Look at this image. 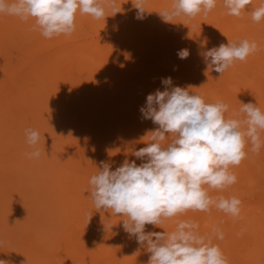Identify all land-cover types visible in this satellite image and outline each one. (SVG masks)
Segmentation results:
<instances>
[{
	"label": "bare ground",
	"instance_id": "6f19581e",
	"mask_svg": "<svg viewBox=\"0 0 264 264\" xmlns=\"http://www.w3.org/2000/svg\"><path fill=\"white\" fill-rule=\"evenodd\" d=\"M153 1H155V0H146V3H145V10L146 11L143 13L142 19H137L138 10L136 8H135L136 10L134 9V6H133L134 0H115L116 9L120 12L114 14L112 9L106 7L105 12H106L107 17H105V19L96 20V19H93L89 15H84V14H80L79 12H77L76 19H75V24H76L75 32L71 36L59 35V36L53 37L51 39H47V38L43 37L39 30H34V28H33V26L35 24L34 20L30 19L28 21H22L17 17L15 18L18 20V22L15 23V25L17 27L15 25H14V27L18 31L21 32L20 33L21 36L23 35L25 37V39H28V40L37 41L38 45L35 44L36 46H35L34 52H36L35 55L38 56L37 58L38 59L40 58L39 59L40 65L38 68L39 70H37L39 72V76H38L39 77V80H38L39 84L37 86H35L33 89H30V90L27 89L25 92H22L21 94L17 90H14L12 88H11L12 91L4 90L5 95H3L2 97H1V95L3 92H0V97L2 98L3 102L8 99V101H6V103L8 102L7 104H10L8 107H10L12 109V112L10 113L11 114L10 117L12 119L10 118L11 121L8 123L6 118H4V117H5V115H7V117H8V115H10V114H7L8 112H5V111H8L9 109H7V104H6V108H4L5 105L3 106V104L1 105V103H0V109L2 107H3V109H5V111L2 110V112H4L5 114L1 113V111H0V115H2V116H0V129L2 130L0 132V135H2V133L7 135V131L9 132V128H11V127H12V131H10L9 133H11V132L13 133V131H14V133L17 134L18 132L23 130L24 134H22V138H21V140L23 142V139L26 140L25 130L30 128V129L36 130L38 132H41L40 133V136H41L40 141L42 143H40L38 145L39 148L48 149V147H49V148H52L53 150H52V152L51 151L48 152L49 155H48L47 151L44 154H42L43 153L42 152L41 156L43 157V159L41 158L42 160H37V162L40 161L39 164L40 163L42 164L45 161L43 163V165L47 169L45 170V172H43L44 174L42 173V171H41L42 174L37 173V170L39 171V169L37 168L36 165H34V167L36 166L35 168L33 167V165H29V168L33 167L32 169H29V171L27 173L28 174L27 179H29V180L25 179L26 181H23V183L26 182V185H28V186H26L24 184L25 189H24V187L22 189V190H24L22 192L23 195L21 192H18L19 186H18V190L14 192V194L16 192L19 194L21 193V199L22 200L18 201L16 199H14L15 195L13 194L14 198H12V199H14V201L11 200V201H13V204H14L15 200H16V202H19L20 204L17 203L19 205H17L16 207H15V205L10 204V205H12V207L14 206L13 208L11 207V209H8V211L10 212L11 215L8 214V211H7V208H8L7 205H9V203H10V202L9 203H7V202L9 200L7 202L4 201L5 203L2 202V204L0 201V205H3L2 209L6 210L5 211V213L7 212L6 215L7 214H8L7 216L10 215V217L12 215L14 216L15 214L17 215V213L19 214L20 212H21L20 215H22V213L25 214L26 211H30V209L35 210L37 207L40 208V206H41L42 208H40V209H42L43 211H40L39 215H38V219L41 221V223H40V221H38V222L41 225L46 224L45 222L48 220L49 213L54 214L55 212L60 211V212H64L63 214H65L67 212L66 213V214H68L67 219H69V220L64 222V220H65L64 219L63 223H62V219H60L61 220V224L59 225L60 229H63L64 227L61 228V225L64 223L68 224L67 222H69L70 219H72L73 222L71 221L70 223L73 224L74 227H76V224H74L76 221L75 218H77V221L79 222V223L78 222L77 223H78V225H80V228L76 227V229L72 226L73 232H72L71 228H69V227H71V225L68 224V226L70 225L69 227L66 225L71 231L68 230V228L67 229L64 228L62 230V232L67 230L71 233L66 232V233L61 234L62 232H60L61 236L58 235L57 236L58 238H56V239H58L57 241L59 243L57 241L54 242L55 240L53 238H55V237H50L54 240V241L53 240L52 241L54 242L55 245L50 244L51 240H48L49 239L48 238L49 233H48V236H47V233L46 234L43 233L44 235L47 236L46 237L47 239H46V238H44V235H43V239H45L44 241L43 240L42 241L36 240L33 235H35V237H37L39 239H42V238H40L41 236L40 237L37 236V234H38V232H36L37 230L35 231L36 234L34 233L35 228H33V231H31L32 230L31 229L30 230L31 232L28 231L29 233H27V235L23 234L21 237L23 239L24 235L26 236L25 237L26 239H24V240H26L25 241L26 243H22V246L24 244V246H23L24 248L22 247V249H25V250L28 249V252H29V253H27L28 255L30 254V252L34 253L33 255H32V253L30 254L31 257L33 256L32 257L33 259H31L32 261L27 260L30 263L33 262V260L36 261L35 264H37V263L39 264V263H41V261L43 263V259H42L43 255H44V259H45V257H48V256L50 257V258L48 257V259L46 258V260H44V261H46V263H47V261H50V263H52L53 260L51 261V257H53V256L54 257L56 256V258H54V257L52 258L55 261V262L53 261L52 264H54L56 262L58 263L57 258L59 257L58 259H60L59 253H61L63 255V256L61 255V258L64 257L63 261L61 260L62 262L59 261V263H61V264H147L149 257L151 255L150 253L147 252V250L145 248L141 247L136 242L135 237H130L129 234L127 232H125V230L123 228V219H126V217H121L119 215L116 216V215L111 213V210H108V212H106L103 210L97 211L95 209L93 202L88 197V195H89L88 191L90 190L89 179L101 167V162L105 159V157H103L100 160L98 154L95 155V153L97 152V149H95V147H96L95 141L92 138L81 137V136L74 138V137L70 136V134L74 135L75 133L71 131L70 125L64 127L65 124L61 123V120L64 118H62V114H60L58 112L59 109H55L56 107L57 108L59 107L61 109V111L64 108H66L68 105L70 108V106H72L71 101H73V98H76L77 94H80V97H77L75 99V101H77L79 104L82 103L81 96H83V98L85 99V102H83L84 104L90 105L88 103L93 102V107H94L93 111L95 110V112H94V114L89 115V117L87 119L89 120V122H95L101 131L106 132L110 143H112V146H114L115 150H117L116 155L118 157H120L119 160L116 161V164L113 165V167L111 169L115 170V168L118 167L120 164H122L125 159H128L130 162L134 160L136 163H138L137 165L139 166L141 163H143L145 161H142V160L136 158L134 155H132V153L134 151L139 150L142 147L147 146L146 143L148 142V138L146 135L148 132L152 131L153 129L155 130L156 127L151 125L153 127V129L150 127L152 130L149 128L146 129L147 124L149 125V123H151L152 121L150 119H145V120L143 119L142 120V114L140 112V108L145 105L141 101L143 94H142V97H138L136 99V101L133 100L134 96L130 97V100H131V102H133V105L131 103L128 104V102H125V103H119L118 102V101H120L126 97L125 95L128 94L129 90H131V91L133 90L132 87H128L127 85H126V87H124L122 85L123 79H122V77H120V75H122V76L123 75H129L130 74L129 71L131 69H134V67L136 66L134 63L126 64V60H127L128 54H129L128 53L129 49L130 48L135 49L136 54H138V56H142L143 60H144V58L151 57L150 55H152V53H154V55L165 60L164 64H166V61H167V64L169 65V63L171 64V61L169 60L167 55L171 52V50H173L174 46L178 45V44L181 45V47L185 46L188 42H194L196 40V38H198L199 40L202 41V43H201L202 48L200 50L198 49L199 52H204L205 50L210 49V47L208 46V44H209L208 42L210 41V38L211 37H217L218 38V36H220V35L222 36L223 35L222 33L225 32L224 30H226L228 32H232L234 34V35H232L233 39L235 38L238 40L239 38H242V39H248L249 41L254 40V38H253L254 36H252V34L250 35V30H249V28H251V26H249V25H251V24L248 22L249 25H246V22L248 20L247 16H249L247 14L250 13L249 9L251 11L254 4H251L250 7L248 8V10L247 9L245 10L246 13L245 12L243 13L244 18H243V14L241 15V17L244 20H246V21L243 20L244 22H241V23H238V22L236 23L233 21H226V19H228V18H226L224 20L225 17L223 18V15H220L219 13H217L219 11L218 7L223 5L222 3L216 4V7L218 9L217 12L216 11L213 12V10H212L211 14L205 18H200V16H199V18L195 19L194 21H190L186 18L182 19V18L178 17L177 19L174 18L172 22H166L160 16L159 12L166 10L167 5L166 6L164 5V7L166 9H164L162 6L161 9L159 7V8H157L158 9L157 10L154 7L155 6L158 7L160 5V3L165 4V1H167V0H164V1L161 0V2L159 3L158 6L156 3H158L159 0H156L157 2L155 1L154 4L152 3ZM219 1L220 0H218L217 2H219ZM150 3H152V4H150ZM217 5H219V6H217ZM255 8H256V6H255ZM222 9L226 10L225 8H222ZM83 16H88L89 18L93 19L92 22L88 23V28H87V26L84 25ZM245 16L247 19L245 18ZM236 19H239V17H236ZM234 20H235V18H234ZM249 20L251 21L252 19L249 18ZM224 21H226V22H224ZM251 22H253V20ZM89 28H91V29H89ZM254 31L256 32L257 30H254ZM26 35H28V36H26ZM258 39H259V37H258ZM214 40H215V38H214ZM211 42H212V40H211ZM204 47H205V50L203 49ZM27 49H25V50H27ZM142 59H139V60L141 61ZM154 59H156V58H154ZM156 60H158V59H156ZM138 67L140 69V65ZM142 69H144V67H142ZM138 71H141V70H138ZM58 74H60V75H58ZM132 74H130V75L132 76ZM113 75H115V76H113ZM51 76H56V77H54V79L56 81H61L62 79L67 81L68 85H67V90L65 92V96L61 97L60 95H54L53 92H50L49 95L43 94L42 96H39V89L37 87L40 86L42 88V86H45V82H43L44 79L46 81H49L48 78H50ZM100 77H102V78L100 79ZM132 77H138V75H133ZM96 81H99V82H96ZM117 85H121V86L119 88H117ZM1 86L2 85H0V88H1ZM119 91H120V93H122V96H117V92H119ZM144 93L146 94V92H144ZM61 94H63V93H61ZM146 95H148V94H146ZM4 98H6V100H4ZM61 98H63L65 100L63 103H61L62 105L58 104L60 101H62ZM143 98H145V97H143ZM56 104H57V106H56ZM138 104H139V106H138L139 109L136 107V105H138ZM20 109L22 111H24V114H25L24 123L27 125L25 127H22V125L20 123L21 120H23V119L20 120V118H22V114L19 117V114L21 111ZM75 116H76V114H75ZM75 116H74V119H75ZM95 116H97V118ZM48 117L52 118V120L50 119V123H48V122L44 123V126H40L37 124L41 118L46 119ZM8 121H9V119H8ZM148 121H149V123H147ZM3 122H5V124ZM141 123H143V125ZM144 124H146L145 127H144ZM9 125H11V126H9ZM45 129H48V130L45 131ZM20 136L18 135L19 138H20ZM23 136H24V138H23ZM14 137L16 138V135ZM18 137L16 138L17 140H18ZM73 138H74V140H73ZM70 139L73 141L69 142ZM8 140H10V139H8ZM19 142H20V140H19ZM8 143H10V142L8 141ZM69 144H71V145H69ZM88 144H90V145H88ZM9 146H10V144H9ZM0 147H1V145H0ZM5 147H6V145L4 146V148ZM9 148H12V146ZM1 149L2 148H0V150ZM68 149H69V152H67L68 154L65 153V155L67 154V158H65L64 150L68 151ZM90 151H95L94 158H99V159H96V160L92 159L93 156H91L90 153L87 154V152H90ZM3 152L4 151L2 150V152H0V153H3ZM102 152H103V150H101L99 153H102ZM16 154H17V152H16ZM21 154H22V152H21ZM84 154L86 156L88 155L89 157L84 158L85 157ZM247 154H249V153H247ZM2 155H4V153ZM47 156H50V159L52 158V156L57 157V159L62 158V160H60V161H62V163H60V164H62L67 169L65 170L64 167H60L59 161H58V163H54V161H56L55 158L53 161H50V159L48 160ZM248 156H247V158H249ZM252 156H253V154H252ZM19 157L20 156H18V159H22L21 157L20 158ZM90 158L92 159V161L94 160L96 164L89 163V162H92L90 160ZM8 160H10V159H8ZM22 160L26 161L27 158L22 159ZM28 160H30V159H28ZM110 161H111V159H110ZM9 162H11V160ZM30 163H32L31 160H30ZM7 164H8V162H5L3 167L0 166V174L4 173L1 170V167L3 169L5 168L4 171H6V168H7V170H8V168H10V166H7ZM12 164L15 165V163H13V162H12ZM255 164H256V162H255ZM256 165H258V168H259V166H260L259 163ZM44 166H42V168ZM27 168H28V166H27ZM39 168L41 169V166ZM44 168H43V170H44ZM57 168L59 171L56 170ZM61 168H63L64 170L62 169L63 171H60ZM14 169H16V168H14ZM9 171H11V170H9ZM54 171H56V172L54 173ZM7 172L8 171H6V174L8 176H10L12 174L10 172L11 174L9 175L8 174L9 172L8 173ZM30 172H31L30 175H32L33 177L32 176L29 177ZM25 173H26V171H25ZM16 174L18 176V172ZM16 174H14V175H16ZM36 174H38V175H36ZM7 175L4 176L5 180H7V178H8ZM22 176L25 177L24 175H22ZM10 177H11V179L8 178V180H7L8 182L6 181L7 183H9V181L10 182L13 181L12 179H15V176H13V174ZM18 178L19 177H17L16 179H18ZM16 179H15V182H17ZM247 182L250 183L251 181H247ZM2 183H5V182H3V180H2V181H0V185ZM18 184L20 185V183H18ZM44 184L46 185L45 193L42 195L41 194L39 195L38 189L40 187H43ZM251 184H252V182L250 183V185ZM4 185H5V187H7L6 189L11 195L12 192H10V191H12L13 189H11V187H9V184L6 185V183L2 184L0 187H2V186L4 187ZM251 186L254 187V184ZM4 188H0V191H1V189L4 190ZM263 189L264 188H262V190ZM43 191H44V189H43ZM256 191H258V190H256ZM4 193L5 192H3L1 194H3V196H5ZM30 193H31V196L28 197L29 200H24V198L26 199ZM35 193H36V195H33ZM261 193H263V192H261ZM7 194H6V196H7ZM10 195L8 194V196H10ZM50 195H52V196H50ZM258 195L261 196V194H259V193H258ZM23 196H24V198H23ZM10 197H13V196L11 195ZM19 197H20V195H19ZM44 198H46V200ZM1 199H3V198H1ZM17 199H19V198L17 197ZM40 200L42 201L41 203H40ZM33 202H34V205L32 206ZM55 203H57V207L55 206V209H54L53 207H54ZM39 204H40V206H39ZM4 206H7V207L4 209ZM35 206H37V207L34 209L33 207H35ZM262 207H264V206H262ZM2 209H0V210L2 211ZM44 210H47V214L44 213ZM249 210L251 212L256 213V216H254L253 218L257 219L260 217V216H258V214L263 209L261 207H253L252 209H249ZM214 211L216 212L215 215H217L220 212V211L218 212V210L216 208L214 209ZM191 212L194 213L196 211H191ZM211 212H213V209ZM3 213H4V211H3ZM35 213H38V212L35 211ZM0 214H2V212H0ZM30 214H31V212H30ZM63 214L61 213L60 217L65 216ZM187 214H189V213H187ZM2 215H4V214H2ZM90 215H92V216L89 219ZM201 215L203 216V214H201ZM18 216L19 215H17L18 221L25 219V217L19 216V218H18ZM23 216H26V214ZM36 216L37 215L34 216L32 214L28 215L30 220L36 218ZM50 216L52 218V215H50ZM53 216H55V214ZM68 216L70 218H68ZM213 217H214V215H213ZM63 218H65V217H63ZM177 218H179V216ZM1 219H3V218L1 217ZM1 219H0V221H1ZM11 219L15 220L14 217H11ZM11 219L9 221H11ZM261 219H262V216H261ZM202 220H200V221H202ZM5 221H7V220H5ZM25 221L28 222L29 220L25 219ZM25 221H21L19 223L23 228H24V226L22 225V222H25ZM31 222H32V220L30 221V223ZM49 222H51V221L49 220ZM55 222H52V223H55ZM205 222H207L206 219H205ZM33 223L36 224L37 221L33 222ZM39 223H38V225H40ZM47 223H48V221H47ZM56 224L57 223H55V225ZM200 224H203V223L201 222ZM14 225H15V227L18 226V225H16V223ZM28 225L30 226V224H28ZM219 225H221V224H219ZM0 226H1V224H0ZM5 226L7 227V225H5ZM21 226H19V227L21 228ZM51 226H53V225L51 224ZM62 226H64V225H62ZM147 226L148 225H146V227ZM152 226H154V225H152ZM4 227H3V229H4ZM9 227H11V225ZM15 227L14 228L12 227V229H15ZM26 227H27V225H26ZM43 227H45V226H43ZM57 227L58 226H56L55 229H58ZM206 227H208V226H206ZM216 227H217V224H216ZM1 228H2V226H1ZM40 228L41 227H39V229ZM202 228H204V227H202ZM263 228H264V226H263ZM3 229H1V231L5 233V230L3 231ZM12 229L11 228H10V230L8 229L9 230L8 234L6 233L7 236L8 235L10 236V238L13 235L12 232L14 231ZM41 229H44V228H41ZM60 229H59V231H61ZM174 229H175L174 220L169 219V220H166L159 227L154 226L153 231L170 232ZM50 230H52V229H50ZM50 230H48V231H50ZM59 231L57 230V231H54V233H53V230H52L51 233H52V235H57V233ZM9 232L12 234H10ZM26 232H27V229H26ZM243 232L245 233V231H243ZM261 232H264V231L261 230ZM19 233H20V231H19ZM21 233H22V231H21ZM30 233L33 234L32 237L35 240L32 237H30L31 236ZM247 233H248V231H247ZM6 234H3V235L5 236ZM14 235H15V231H14ZM7 236H5V237L8 238ZM18 236H20V235H18ZM27 236H29L33 240L30 242L31 239L29 237L27 238ZM248 236L251 237L250 235H248ZM3 237H1V239ZM10 238L5 239V240H7V241L12 240L11 243L8 241L10 246L15 241L14 244L19 245V249H20L21 243L18 242L20 239L17 240V242H16V240L14 239L15 237L13 238V236H12L14 241H13V239L10 240ZM27 239H30V240H27ZM5 240L0 241V246L1 247L3 246L4 250H5V246L8 245V243ZM46 241L47 242L50 241V243H47V245L50 244V247H49V245L47 247V245L45 244ZM1 242H5V243H3L4 245H1L2 244ZM28 242H30V243H28ZM42 242L44 244H42ZM226 242H228V241H226ZM69 243H70V246L72 247V250H71V252L68 253L69 250L67 251L66 247L69 246ZM224 243H223V246L225 245ZM14 244H12V245H14ZM249 244H252V243H249ZM44 245H46V246H44ZM11 247L13 248V246H11ZM38 247H40V249H42V250L39 249L40 250L39 251ZM7 248H8V246H7ZM10 249L11 248L9 247V250ZM14 249H11L13 251V253L15 251ZM55 249H58V250H55ZM17 250H18V248H16V251ZM20 250H18V252L15 251V254L17 255V253H19ZM38 251H39V254H41L40 255L41 258H39V261L35 260L38 257L35 255ZM41 251L43 253L48 251L49 255H48V252L46 254H43ZM227 251H229V250H227ZM23 252H24V250H23ZM20 254H21V252H20ZM20 254L15 256L17 258V260H18ZM24 254H25V252H24ZM50 254L52 256H50ZM58 254H59V256H58ZM230 254H231V252H230ZM232 254H234V253H232ZM34 255L36 257H34ZM15 257H13V259ZM20 257L21 258H19V260H18L19 263L24 262L23 261L24 259H22L24 256L23 257L20 256ZM27 257H30V256H27ZM16 258H15V261H16ZM230 259H229V261H230ZM254 259H255V257H254ZM251 260H252V258H251ZM18 261H16V262H18ZM236 261H237V259H236ZM50 263H47V264H50ZM23 264H27V263H23ZM31 264H34V263H31Z\"/></svg>",
	"mask_w": 264,
	"mask_h": 264
},
{
	"label": "clouds",
	"instance_id": "9594fccd",
	"mask_svg": "<svg viewBox=\"0 0 264 264\" xmlns=\"http://www.w3.org/2000/svg\"><path fill=\"white\" fill-rule=\"evenodd\" d=\"M145 3L146 0H134L137 19L143 18ZM251 3L252 0H223L226 14L235 17H240ZM216 4L217 0H173L171 8L159 14L166 22L179 16H207ZM106 7L114 14L120 12L115 0H0V14L22 21L34 20V30L47 39L71 36L76 30L77 12L96 20L105 19ZM249 14L254 22H261L264 4ZM257 48L254 40H228L227 44L221 43L201 55L207 69L222 76L236 61L246 60ZM178 56L186 59L189 51L180 50ZM161 83L165 90L148 94L140 108L142 119L158 125L147 133V146L132 153L145 162L138 166L134 160L125 159L115 170L109 163L101 162L89 179L88 197L97 211L111 210L116 216L126 217L125 232L151 254L147 264H228L219 245L212 242L213 236L224 239L218 227L211 234L202 235L197 222L177 219L175 229L170 232L145 228L159 227L187 211L208 212L212 208L239 217L240 199L213 197L209 189L223 191L236 183L237 177L230 169L246 158V146L250 144L251 152L257 154L264 146L261 136L264 111L257 104L240 101L238 113L226 117L229 106L223 101L207 103L198 93L172 86L171 77L162 78ZM25 136L33 149L29 157L38 158L40 133L29 128ZM0 264L7 261L0 259Z\"/></svg>",
	"mask_w": 264,
	"mask_h": 264
},
{
	"label": "rangeland",
	"instance_id": "374dc122",
	"mask_svg": "<svg viewBox=\"0 0 264 264\" xmlns=\"http://www.w3.org/2000/svg\"><path fill=\"white\" fill-rule=\"evenodd\" d=\"M155 1H153L152 3L154 4ZM162 1H164V0H162ZM160 2H161V0H159L158 3H156L157 6L159 5ZM252 2L253 3H251V4H254V6L252 5L253 6L252 9H254L255 6L256 7H259L262 4H264V0H252ZM152 3H150V4H152ZM217 3L218 4H221V3L223 4V0H220ZM172 4H173V1L172 0H167V1H165V4L160 3V5L158 7L155 6L154 8L157 9V8L160 7V9H161V7L163 6L164 9H166V8L167 9H170L171 6H172ZM164 5L165 6L167 5V7L165 8ZM217 6H219V5H217ZM249 7H250V5L248 6V8ZM222 8H224L223 5L219 6L218 7L219 11H218L217 7H215L213 9V12H215V11L217 12L218 11L217 13H219L220 15H223V18L225 17L224 20L226 18H228V19H226V21H233V22H236V23L237 22L238 23H241V22L246 21V20L243 19L244 18V14H243V18L240 16L239 19H236V17L233 16L235 18V20H234V18L232 16H230V15H227L226 14V10H223ZM249 12H250V9H249ZM210 14H211V12H209L207 16H209ZM247 15H249V16H247ZM247 15L246 16L248 17V20H249V18L251 19L250 14L248 13ZM199 16H200V18L207 17V16H203L202 14L201 15H197L194 18H188V17H184V16H179V17L182 18V19L186 18V19H188L190 21H194L195 19L199 18ZM246 16H245V18H246ZM87 17L88 16H83V18H84V25L87 26V28H88V23L89 22H92L93 19L92 18H89V17L87 18ZM15 18L16 17H14V16H9V15H6V14H0V85H2L1 88H0V92H3L2 95H1V97L3 95H5L4 94V90L12 91V89H14V90H17L21 94L22 92H25L27 89H29V90L30 89H33L35 86H37L39 84L38 83V80H39V77H38L39 76V72L37 70H39L38 68H39V65H40V61H39L40 58L38 59L37 58L38 56L35 55L36 52H34L35 51V46L38 45L37 44V41L28 40V39H25V37L23 35H22L23 37L21 36V34H20L21 32L18 31L14 27L15 23L18 22V20L15 19ZM175 18L177 19L178 17H175ZM248 20L246 22V25H249L248 22L251 24V25H249V26H251V28H249L250 35L252 34V36H254L253 37L254 38V41L258 45L257 51L254 52V53H252L251 55H249L247 57V59L244 60V61H236L233 64V66H231L222 76L219 73H217V72H215L213 70H210V69L208 70L207 69L206 63H205V61L203 59V56L201 55V53H203V52H199L198 51V49L200 50L202 48L201 47L202 41L199 40L198 38H196V40L194 42H188L187 41L188 43L185 46H182V47L179 44L178 45H175L174 48H173V50H171V52L167 55V57L171 61V64L169 63V65L167 64V61H166V64H164L165 63V60H163L160 57L154 55V53H152V55L149 54L151 57L144 58V60H143L142 59L143 58L142 56H138V54H136L135 49L130 48L129 51H128L129 54H128V57H127V60H126V64L134 63L136 65L134 67V69H131L129 72H130V74L133 73L132 76L133 75H138V77H132L130 74L129 75H123V76L120 75V77H122V79H123L122 80V85L124 87H126V85L128 87H132L133 90L132 91L129 90L128 91V94L125 95L126 97L124 99L118 101V102L119 103L128 102V104L131 103L133 105V102H131L130 97L134 96L133 97V100L136 101V99L138 97H142V94H143V97H145V98L142 97L141 101H142L143 104H145V102H146L145 100H146V97H147L146 94L154 93L157 89H159L161 91L165 90V86L161 83V80H162V78L171 77L172 78V81H173L172 86H180V87H183V88L188 89L190 92L198 93V94H200L204 98L205 102H207V103H213V102H216L218 100L219 101H223L224 103H226L229 106L228 112L226 113V117H232L234 114L238 113L239 108L241 106L240 105V101L241 102H244V103L251 102L253 104H257V106L261 109V111H264V20H261V22H259V23H256L254 21L251 22L252 20L251 21L250 20L248 21ZM226 21H224V22H226ZM89 29H91V28H89ZM254 30H257V31L255 32ZM224 31H223L224 33H223L222 36L220 35V36H218V38L217 37H211L210 38V41L208 42L209 43L208 46L210 48H212V47H218L221 43L227 44L228 43V40L229 41H233V42H239V41L243 40L242 38H239L238 40L235 39V38L233 39V36L232 35H234V34L232 32H228L226 30H224ZM26 36H28V35H26ZM258 37H259V39H258ZM214 38H215V40H214ZM211 40H212V42H211ZM25 49H27V50H25ZM183 49H187L189 51V56L186 59H181L178 56V52L180 50H183ZM203 49L205 50V47ZM137 57L139 59H142V60L140 61ZM154 58L158 59L159 61L156 60V59H154ZM139 65H140V69L138 67ZM142 67H144V69H142ZM138 70H141V71H138ZM58 75H60V74H58ZM113 76H115V75H113ZM54 77H56V76H51L50 78H48L49 81H46L44 79L43 82H45V86H42V88L40 86L37 87L39 89V96H42L43 94H48L49 95L50 92H53L54 95H60L61 97L65 96V92L67 90V85H68L67 81H65L64 79H62L63 81L62 80L61 81H56L54 79ZM101 78L102 77H100V79ZM96 82H99V81H96ZM120 86L121 85H117V88H119ZM143 91L146 92V94ZM61 93H63V94H61ZM117 96H122V93H120V91L117 92ZM1 97H0V100L2 102L0 101V103H1V105L3 104V106L5 105L4 108H6V104L8 103V102L6 103V101H8V99L6 100V98H4V100H6V101L3 102V100H2ZM77 97H80V94H77L76 98ZM76 98H73V101H71L72 106H70V108H69V105L66 108H64L62 111H61V109L59 107L58 108L57 107L55 108V109H59L58 112L60 114H62V118H64V119L61 120V123H64L65 124L64 127L70 125L71 131L75 133L74 135L70 134L71 137H74L75 138V137H80L81 136V137L92 138L95 141V145L97 147V148L95 147V149H97V152L95 153V151H96L95 150V151L87 152V154L90 153L91 156H93V158L91 156L90 157L92 159H94V160L99 159V158L101 160L103 157H105V159L102 162L109 163L111 165V168H112L113 165L116 164V161L119 160L120 157H118L116 155L117 150H115L114 146H112V143H110L106 132L101 131L100 128L98 127V125L95 122H89V120L87 119L89 117V115H92L95 112V110L93 111V108H94L93 107V102L88 103L90 105H86V104L83 103V102H85V99L83 98V96H81L82 103L79 104L77 101H75ZM61 100L62 101H60L58 103L60 105H62L61 103H63L65 101L63 98H61ZM9 105L10 104H7V109H9L8 111H5V109H3V107L1 106L2 107L0 109L1 113L5 114L4 112H2V110H4L5 112H8L7 114H10L12 112V109L10 107H8ZM56 106H57V104H56ZM138 106H139V104L136 105L137 108H138ZM21 114H22V118H20V120L21 119H23V120H21L20 123H21L22 127H25L27 125L24 123V121H25L24 120V118H25L24 111H22V110L20 111L19 117H20ZM75 114H76V116H75ZM0 116H2V115H0ZM10 116H11V114L8 115V117H7V115H5V117H4V118H6V120H7L8 123L12 119ZM74 116H75V119H74ZM95 117L97 118V116H95ZM239 118L242 119L243 116L241 115ZM8 119H9V121H8ZM50 119L52 120L51 117H48L46 119L41 118L37 124L40 125V126H44V123H47V122L50 123ZM3 123L5 124V122H3ZM147 123H149V121ZM141 124L143 125V123H141ZM146 124H144V127H145ZM11 125H9V126H11ZM151 125L155 126L156 128L158 127V125H155V124H153V122H151V123H149V125L147 124L146 129L147 128H149V129L152 128L153 129V127ZM46 130H48V129H45V131ZM1 131L2 130L0 129V132ZM10 131H12V127L9 128V132ZM9 132L7 131V135L9 137L7 135H5L4 133H2V135H0V145H1L0 148H2L0 150V152H2V150L4 151L3 152L4 155H2L3 153H0V160L2 161V162L0 161V166L3 167L4 166V163L5 162H8L7 166H10V168H8V170L6 168V171L9 172V173L8 172L7 173L9 175L12 173L13 176H15V179L17 177H19L18 179H16V181L18 183H20V185L17 182H15V179H12L13 181H11V182L9 181V183H7L8 182L7 181L8 178L11 179L10 176L12 174L10 176H8L6 174V171H4L5 168L3 169L1 167V170L5 174L4 173H1L0 174V179H1L0 181L3 180V182L6 183V185L9 184V187H11V189L14 190V191L13 190L10 191V192H12L11 195L13 196V197H10L11 195H10V193L6 189L7 187H5V185H4L5 188L3 186L0 187V188H4V190H5L4 191L3 189H1V191H0L1 193L5 192L4 193L5 196H6L7 193L10 195V196H8V194H7L8 197L7 196L5 197V196H3V194L0 193L1 194L0 195L1 204H2V202H4V201L7 202L8 200L9 201L7 203L10 202L9 205H7L8 206L7 211H8V209H11L12 205H10V204H13L14 199H16L18 201L22 200L21 199V193L24 191L22 189H23V187L25 189V185H26V182L23 183V181L29 180V179H27V177H28V174L27 173H28L29 169H32L34 167V165H36L37 168L39 169V171L37 170V173L38 174L41 173V171H42V173L45 172V170L47 169L43 165V163L45 161L43 160L44 162L42 164L41 163L39 164L40 161L37 162V160H42L43 157L41 155L44 154L46 151L48 153L50 151L52 152V150H53L52 148H49V147H48V149H41L40 148L41 153L42 152L43 153L38 158H30L29 155H28V153L32 152L33 149L28 145V143L26 142V140L23 139V142H22L21 138H22V134H24L23 133V130L20 131V132H18L19 134L18 133L15 134L14 131H13V133L16 135V138L18 137V135L19 136L21 135L20 138L18 137V140L14 137L15 135L12 132L11 133H9ZM39 133H41V132H39ZM261 136H262V138H264V132L261 133ZM23 138H24V136H23ZM74 138H73V140H74ZM8 139H10V140H8ZM7 140L10 143H8ZM19 140H20V142H19ZM73 140L70 139L69 142H72ZM40 143H42V142L40 141ZM9 144H10V146H9ZM5 145H6V147L4 148ZM69 145H71V144H69ZM88 145H90V144H88ZM11 146H12V148H9ZM250 149H251V145L248 144L246 146V148H245V151H246V153H249V154H247V156L249 155L248 157L250 159L247 158V156H246V158L240 163L239 166L232 167L230 169V171H232L236 175V177H237L236 183H234L232 186H229L228 188L224 189L223 191L209 189V194L211 196H213V197H217V196H221L222 195V196H225V197L235 196L238 199H240V201H241V206H240L241 207V211H240L239 217L234 218V217H232L230 215L225 214L224 212H221L220 210H218V212L219 211L220 212L217 215H215L216 214V212H215L216 210L214 211L215 208H212L213 209V212H211L212 209L210 211H208V212H199L198 211L199 213L197 211L194 212V213H192L191 211L190 212L187 211V213H189V214L185 213V214L180 215L179 218L176 217L177 219H191V220L197 222L199 224V231H200V233L202 235L211 234L213 227H216V224H217V227L220 228L223 231L225 238L223 239L224 240L223 241V240H219L215 236H213L212 242H213V244L219 245V247H220L221 251L223 252L224 256L227 257L226 259L228 261V264H244V263L245 264H256V263L257 264H264V257H263L264 256V232H261V230L264 231V228H263V226H264V223H263L264 222V217H263L264 216V207H262V206H264V196H263L264 195V189L262 190V188H264V185H263L264 184V180H263L264 179V146L261 147V149H260V151H259L258 154L251 152ZM66 150H64V155H65V153L69 152V149H68V151H66ZM101 150H103V152L102 153H99ZM16 152H17L18 155L16 154ZM21 152H22V154H21ZM94 153H95V155L98 154L99 158H94ZM67 154L65 155V158H67ZM252 154H253L254 157L252 156ZM48 155H49V153H48ZM18 156H20L22 159L27 158V160L25 161V160H22V159H18ZM88 157H89L88 155L87 156L85 155L84 158H88ZM47 158L49 160L50 159V156H47ZM54 158L57 161V162L54 161V163H58V161H59V164L62 163V161H60V160H62V158L57 159V157H54V156H52V158L50 159V161H53ZM91 158H90V160L92 161ZM8 159H10L11 162H9L10 160H8ZM28 159H30L32 163H30V160H28ZM110 159H111V161H110ZM93 161L92 162H89V163L96 164L95 161L94 162ZM12 162L15 163V165L12 164ZM255 162H256V164L259 163V165H260L259 168H258V165L255 164ZM136 164H138V163H136ZM29 165H33V167L30 166L31 168H29ZM39 165L41 166V169L42 170L39 168L40 167ZM27 166H28V168H27ZM42 166L45 167V168L43 167L44 170H43ZM60 167H64V166L62 164H60ZM14 168H16V169H14ZM62 169L63 168H61L60 171H63L64 169L66 170L67 168L64 167V169L63 170ZM9 170H11V171H9ZM56 170H58V168ZM25 171H26V173H25ZM17 172H18V176L16 174ZM55 172L56 171H54V173ZM14 174H16V175H14ZM30 174H31V172L29 173V177L32 176ZM38 174H36V175H38ZM5 175H7V177H8L7 180H5V177H4ZM22 175H24L26 178L23 177ZM19 179L20 180L22 179V180L20 181ZM247 181H251L252 182L251 185L254 184V187L255 188L250 185L251 182L248 183ZM5 183H2V184H5ZM12 185L14 187L15 186L16 187L14 188ZM18 186H19V190H18ZM26 186H28V185H26ZM205 187H207V186H205ZM45 188H46V185L44 184L43 187H40L38 189L39 195L40 194L42 195V194L45 193ZM43 189H44V191H43ZM17 190H18V192H21V193L19 194V193L16 192L14 194V192L17 191ZM256 190H258V191H256ZM261 192H263V193H261ZM258 193L261 194V196L258 195ZM13 194L15 195V198H14V195ZM19 195H20V197H19ZM22 195H23V193H22ZM33 195H36V193L33 194ZM52 195H50V196H52ZM30 196H31V193L29 194V196H27L26 199L24 198V196H23V198H24V200H29L28 197H30ZM17 197L19 199H17ZM1 198H3V199H1ZM12 198H14V199H12ZM44 199L46 200V198H44ZM11 200H13V201H11ZM16 200H15V202L13 204V205H15V207L20 204L19 202H16ZM41 202L42 201L40 200V203ZM17 203H19V204H17ZM33 205H34V202H33L32 206ZM2 206L3 205H0V209L3 208ZM7 206H4V209ZM39 206H40V204H39ZM55 206L57 207V203L54 204V207H53L54 209H55ZM36 207L37 206H35L33 208L35 209ZM253 207H261L263 209L258 214V216H260V217L257 218V219L253 218L254 216H256V213L255 212H251L249 210V209H252ZM38 208L39 207H37L35 210L30 209V211H26V213H25L26 216H23V215H25L23 213H22V215H20L21 212L19 214L17 213V215H19L20 217L22 216V217H25L26 220H29L28 222L25 221V219H22V220H19L18 221L16 214L14 216L13 215L11 216V217H14L15 220L14 219H11V217H10L11 214H10L9 211H8V214H10V215L7 216L8 215V214L6 215L7 212L5 213L6 210H3V209H2V211L0 210V212H2V214L5 215L4 216V215L0 214V219H1V217L3 218L0 221V224L2 226V228L0 226V235H1L0 236V239H1V237L4 236L3 234H6V233L8 234V231L10 230V228L11 229H12V227L14 228L15 227L14 224L16 223V225H18V226L15 227V229H12V230L15 231V235H14V231H13L12 232L13 233L12 236H13V238L15 237L14 239L16 240V242H17V240L20 239L18 242L21 243V244L19 243L21 245L20 246V249L21 250H20L19 249V245H15L14 244L15 241L12 238V236L10 238V236L9 235L7 236V234H6L5 236H7L8 238H6L4 236L0 240V241H3L5 239H9L10 238V240L13 239V241H14L12 244H14L15 246L11 244V246H13V248L8 243L9 240L8 241L5 240L8 243V245H7L8 248H7V246H5V250H4L3 246L2 247L0 246V259H3L5 261H7V264H18L19 263L18 260H19V258H21L20 256H22V257L24 256L22 258V259H24L23 260L24 262H21L19 264H23V263H27V264L34 263L35 264L36 261H34V260L31 263L29 262V261H32L31 259H33L32 258L33 256L31 257L30 254L32 253V255H33L34 253L33 252H30V254L28 255L27 254V253H29L28 252V249L26 247L25 248L27 250L22 249V247L24 246V244L22 246V243H26L25 242L26 240H24V239H26L25 238L26 236L24 235L23 239L21 237L23 234H26L27 235V233L33 231V228H35L34 229V233L36 234V232H38L39 235L37 234V236H39V237L41 236L40 238H42V239H39V238L35 237V235H33L32 233H30L31 234L30 237H32V235H33L36 240H39V241L40 240L41 241L43 240L44 241L45 239H43V235H44L43 233H45V234L47 233V236H48V233H49V237H48L49 239L48 240H51V243H50V241H48V242L46 241L45 244L47 245V243H50V244L55 245L54 242H56L58 240V239H56V238H58L57 236L58 235L61 236L60 235V232H62V230L64 228L67 229L71 225V227H69V228H71V230H72V228L74 227L73 224L70 223L72 221V219H70V221L67 222L70 225L68 226V224H65L64 223V224H62L64 226L61 225V228L62 227H64V228L63 229H60V226H59L61 224V220L60 219H62V223H63V220L64 219H65L64 222H66L67 220H69V219H67V215H68V214H66L67 212L65 214H63L64 212H60V211L59 212H55L54 213L55 216H53L54 215L53 213H49L48 220H47L48 223L46 221L45 222L46 224L41 225L40 224L41 221L38 219V215H39V212L40 211H43V210L40 209V208H42L41 206H40L39 209ZM3 211H4V213H3ZM35 211H37L38 213H35ZM30 212L34 216L37 215L36 218L31 219L32 220L31 223H30L31 220L28 217V215H31ZM44 213L47 214V210H44ZM61 213L63 215H65V216H61L60 217ZM201 214H203V216ZM212 214L214 215V217H213ZM50 215H52V218H51ZM19 216H18V218H19ZM261 216H262V219H261ZM63 217H65V218H63ZM68 218H70V217L68 216ZM176 218H173L175 226H176V220H177ZM10 219H11L12 222L9 221ZM75 219H76V221H75L74 224H76V227L80 228V225H78L79 222L77 221V218H75ZM205 219H206L207 222H205ZM5 220H7V221H5ZM49 220L51 222H49ZM200 220H202V221H200ZM21 221H25V222H22V225L24 226V228L19 224ZM36 221H37L36 224L33 223V222H36ZM38 221H40V223ZM52 222H55L57 224L59 223V224L58 225L57 224L55 225V223H52ZM201 222L203 224H200ZM27 223L30 224V226ZM38 223L40 225H38ZM50 223L53 226H51ZM218 223L221 224V225H219ZM5 225H7V227ZM10 225H11V227H9ZM26 225H27V227H26ZM19 226H21V228ZM43 226H45V227H43ZM56 226H58L57 227L58 229H55ZM206 226H208V227H206ZM3 227H4V229H3ZM39 227L44 228V229H41V228L39 229ZM76 227H74V228L76 229ZM202 227H204V228H202ZM69 228H68V230H70ZM1 229H3V231L5 230V233L2 232ZM26 229H27V232H26ZM47 229L48 230L52 229L53 230V233H54V231H57V230L59 231V229L61 231H59L57 233V235H52V233H51L52 230L48 231ZM145 230L146 231H153L154 230V226L148 225L145 228ZM19 231H20V233H19ZM21 231H22V233H21ZM243 231H245V233ZM247 231H248V233H247ZM66 232H69V231L65 230L61 234L66 233ZM72 232H73V230H72ZM12 233H10V234H12ZM69 233H71V232H69ZM18 235H20V236H18ZM248 235H250L251 237H249ZM47 236L44 235V238H46ZM28 237L29 236H27V238ZM50 237H55V238H53L55 241L52 238H50ZM32 238H30L31 240L30 239H27V240H30V242H31L34 239V238L33 239ZM226 241H228V242H226ZM9 242L11 243L12 240L9 241ZM30 242H28V243H30ZM1 243H2L1 245H4L3 243H5V242H1ZM223 243L225 244L224 246H223ZM249 243H252V244H249ZM42 244H44V243L42 242ZM50 244H48L49 247H50ZM46 245H44V246H46ZM48 245H47V247H48ZM9 247L11 249H14L15 248L14 249L15 251H16V248H18V250H20L21 254H20V252L17 253V255L20 254L18 260L15 257V256H17L15 254V251L13 253V251L11 249L9 250ZM39 249H40V247H38V250ZM66 249H67V251L69 250L68 253L71 252L72 247L70 246V243H69V246L66 247ZM18 250L16 252H18ZM23 250H24L25 254H24ZM40 250H42V249H40ZM55 250H58V249H55ZM227 250H229V251H227ZM39 251L35 254L36 256H38L37 257L38 259L37 258L36 259L34 258L35 260H38V261H39V258H41L40 257L41 254H39ZM47 252L48 251H46L45 253H43V252L42 253L43 254H46ZM230 252H231V254L232 253H234V254L231 255ZM59 254H60V259H58L59 258L58 257L57 258L58 263L56 262L54 264H61V263H59V261H61V260L63 261L64 257L61 258V255L62 254L61 253H59ZM59 254H58V256H59ZM35 255H34V257H36ZM48 255H49V252H48ZM25 256L26 257L27 256H30V257H27L28 258L27 259ZM50 256H52V255L50 254ZM13 257H15L16 258V261H18V262H16L15 261V258L13 259ZM48 257H45V259H44V255H43V258H42L43 259V263L40 260L41 263L42 264L50 263V261H47V263H46V261H44V260H46V258L48 259ZM53 257H51V261L52 260L54 261V259H52ZM254 257H255V259H254ZM54 258H56V256ZM251 258H252V260H251ZM229 259H230V261H229ZM236 259H237V261H236ZM27 260H29V261H27ZM53 261H52V263H53ZM41 263H39V264H41ZM52 263H50V264H52Z\"/></svg>",
	"mask_w": 264,
	"mask_h": 264
}]
</instances>
